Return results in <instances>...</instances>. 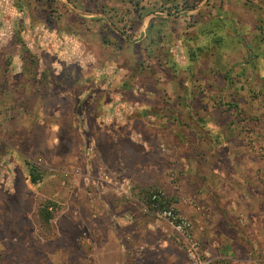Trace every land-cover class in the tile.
<instances>
[{"label": "rangeland", "instance_id": "obj_1", "mask_svg": "<svg viewBox=\"0 0 264 264\" xmlns=\"http://www.w3.org/2000/svg\"><path fill=\"white\" fill-rule=\"evenodd\" d=\"M237 123L264 192V0H0V264H189L157 189L214 264H264L209 206Z\"/></svg>", "mask_w": 264, "mask_h": 264}, {"label": "crops", "instance_id": "obj_2", "mask_svg": "<svg viewBox=\"0 0 264 264\" xmlns=\"http://www.w3.org/2000/svg\"><path fill=\"white\" fill-rule=\"evenodd\" d=\"M204 123L208 124L203 120V122L200 125H203ZM241 124L242 123H237L238 125L237 130L241 129V132L239 133L236 131L231 138L228 137L227 139L230 142L233 141L232 142L233 144L230 152L228 151L229 149H227L226 158L232 164L231 178L233 179V181L235 182L237 181V185H241L242 187L238 189L234 185L233 188L231 187V198L230 199L225 198L226 200L225 202L227 203V205H209V206L212 208L217 207L224 210L227 216V224L229 226L238 224V220L234 219L236 215H245L251 227L250 232L251 233L258 232L260 228L259 232L264 236V192L259 191V189L254 190L251 187V184H255V181L253 175L254 173H252V171L254 170L253 164L249 165V159H252L254 153L253 152L250 153L248 149L244 148L243 138L246 137V134L245 132L244 133L242 132L243 128ZM223 132H224L223 134L225 135L226 134L225 131ZM206 151L207 150H205V152ZM208 154H210V159L214 160V163L220 161L218 157H214L215 154L213 155L212 153H208ZM217 154H219V152H217ZM223 176L225 177V175ZM243 185H245L246 187H243ZM225 202L223 204H226ZM184 211L187 215H192L190 211L187 210ZM230 211H232L233 214ZM192 217L195 218L196 216H192ZM196 220H198V218H196ZM228 253L230 254L231 252ZM232 257L233 255H231V258Z\"/></svg>", "mask_w": 264, "mask_h": 264}, {"label": "built area", "instance_id": "obj_3", "mask_svg": "<svg viewBox=\"0 0 264 264\" xmlns=\"http://www.w3.org/2000/svg\"><path fill=\"white\" fill-rule=\"evenodd\" d=\"M63 175L67 177L68 172L64 171ZM164 198V191L157 189L149 195L148 204H142L141 207L145 212L151 213L156 219L164 222L178 235L189 264H214L213 259L201 253L199 242L192 232L191 221L177 209L165 205Z\"/></svg>", "mask_w": 264, "mask_h": 264}, {"label": "trees", "instance_id": "obj_4", "mask_svg": "<svg viewBox=\"0 0 264 264\" xmlns=\"http://www.w3.org/2000/svg\"><path fill=\"white\" fill-rule=\"evenodd\" d=\"M35 170H36L35 168H30V172H29L30 181L33 184H36L38 181V177L34 175ZM55 209H56L55 205H52L50 203H44L39 206L37 213L38 220L43 227L46 228L50 227V222L54 217Z\"/></svg>", "mask_w": 264, "mask_h": 264}]
</instances>
